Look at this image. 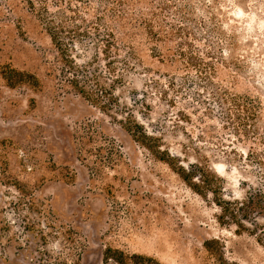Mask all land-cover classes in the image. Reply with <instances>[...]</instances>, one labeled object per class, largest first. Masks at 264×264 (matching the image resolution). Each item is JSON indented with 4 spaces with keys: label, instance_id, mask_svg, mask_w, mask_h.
<instances>
[{
    "label": "rangeland",
    "instance_id": "374dc122",
    "mask_svg": "<svg viewBox=\"0 0 264 264\" xmlns=\"http://www.w3.org/2000/svg\"><path fill=\"white\" fill-rule=\"evenodd\" d=\"M68 1L46 6L71 3L85 19L71 62L39 0H0V69L40 82L10 87L0 75V264H116L108 247L161 264H264V209L239 218L243 228L219 223L213 195L191 190L124 128L137 122L179 164L208 166L225 199L264 196V0ZM153 13L167 37L147 33ZM96 16L113 32L108 53ZM180 36L215 66L212 84L172 56ZM220 89L258 99L262 138L225 124Z\"/></svg>",
    "mask_w": 264,
    "mask_h": 264
},
{
    "label": "trees",
    "instance_id": "16d2710c",
    "mask_svg": "<svg viewBox=\"0 0 264 264\" xmlns=\"http://www.w3.org/2000/svg\"><path fill=\"white\" fill-rule=\"evenodd\" d=\"M39 1L42 3V6L39 9L38 16L44 21L46 26L45 29L52 43L59 50L62 59L65 62H71L69 51L73 48L75 36L89 34L88 29H84L83 31L78 29V23H76L77 21L85 22V19L81 16L78 8L72 9L71 3H69L70 0L68 1L69 4H67V7L62 8L60 6L59 8L61 9L56 12L49 11L46 6L47 0ZM58 1L61 2V0ZM67 12H70V14L68 15ZM157 18L158 16L155 13L150 17H144L147 33L155 40L167 37L163 35L161 22L157 20ZM96 20L98 21L91 22V27L96 30L94 34L98 36V39L104 38L105 43L103 50L105 53H108L111 50V46H114V43L111 41L112 39L108 38L113 36V32L109 31L105 23H102L100 16H96ZM100 24L103 25L106 31L104 35H100V31L94 26H100ZM70 25H73L74 28L69 27ZM81 32L84 33L81 34ZM184 32L186 31L180 30L178 34L181 35L184 34ZM172 56L174 58L176 56L179 57L181 62L184 63V67L187 71L194 69L198 76L204 79L206 83H213L211 77L217 74L215 66L211 62H207L203 59L192 44L186 41L183 42L181 36L176 43ZM0 75L10 87L18 83H26L33 87H38L40 85L39 79L34 74L18 70L10 65H2ZM170 83L174 85L173 81ZM74 87L81 95L88 98L89 95L83 87L78 84H75ZM215 98V105L221 109L225 124L231 127L236 135H241L243 138L249 139L251 134H255L254 138H262L260 134L255 133L257 131L255 126L257 121V110L260 106L258 99L249 95L233 93L228 89H220ZM124 128L135 141L148 149L157 159L166 163L195 193L200 196H205L210 192L213 195L215 205L221 210V213L217 217L219 223L223 224L229 218L238 228H243L244 225L239 218L243 217L245 219L249 212L256 208L259 210L264 209V203L261 201V197L263 196L262 193H249L241 201L237 199H225L221 194L222 179L208 166L201 165L200 163H189L184 167L179 164L177 157L171 155L167 150L160 149V145L156 138L146 133L137 122H134L131 126L125 125ZM211 242L213 241L207 240L204 244L208 246ZM104 258L112 259L116 264H161L153 257L139 253H126L120 249L111 247L105 249Z\"/></svg>",
    "mask_w": 264,
    "mask_h": 264
}]
</instances>
